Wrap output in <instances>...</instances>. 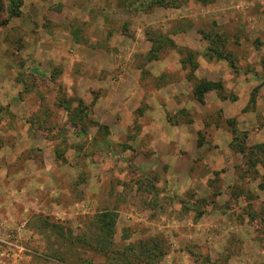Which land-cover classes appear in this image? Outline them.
<instances>
[{"label":"rangeland","instance_id":"374dc122","mask_svg":"<svg viewBox=\"0 0 264 264\" xmlns=\"http://www.w3.org/2000/svg\"><path fill=\"white\" fill-rule=\"evenodd\" d=\"M263 144L264 0H0V206L44 264H264Z\"/></svg>","mask_w":264,"mask_h":264},{"label":"crops","instance_id":"0c3cea01","mask_svg":"<svg viewBox=\"0 0 264 264\" xmlns=\"http://www.w3.org/2000/svg\"><path fill=\"white\" fill-rule=\"evenodd\" d=\"M4 201V204L0 206V237L7 238L11 235L18 236L19 242L23 247V253L21 256L20 264H44L42 262L43 257H47V248L44 245L45 242L42 240L46 235L47 227H45L46 221L44 215H39L42 222L39 220L36 212H27L26 210L20 211L19 207L14 206L12 200ZM20 202L21 199H16ZM15 200V201H16ZM24 206H26V199L22 200ZM9 202L12 204L9 205ZM20 205V204H18ZM44 218H43V217ZM69 214H63L61 219H64ZM55 219L54 216H49ZM44 219V221H43Z\"/></svg>","mask_w":264,"mask_h":264},{"label":"built area","instance_id":"2783aa9c","mask_svg":"<svg viewBox=\"0 0 264 264\" xmlns=\"http://www.w3.org/2000/svg\"><path fill=\"white\" fill-rule=\"evenodd\" d=\"M23 251L18 236L0 237V264H20Z\"/></svg>","mask_w":264,"mask_h":264},{"label":"trees","instance_id":"16d2710c","mask_svg":"<svg viewBox=\"0 0 264 264\" xmlns=\"http://www.w3.org/2000/svg\"><path fill=\"white\" fill-rule=\"evenodd\" d=\"M211 86H212V85L209 84V83H203V85H202V89H203V90H207V89L211 88ZM203 90H202V91H203ZM263 145H264V144H263ZM263 145H262V146H263ZM262 146H261V147H262Z\"/></svg>","mask_w":264,"mask_h":264}]
</instances>
